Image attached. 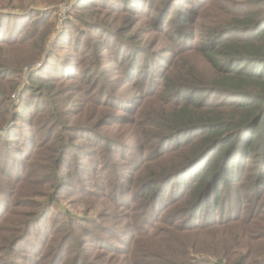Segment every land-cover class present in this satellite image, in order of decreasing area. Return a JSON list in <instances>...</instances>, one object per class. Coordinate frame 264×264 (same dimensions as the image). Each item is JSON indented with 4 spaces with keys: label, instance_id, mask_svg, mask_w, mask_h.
<instances>
[{
    "label": "trees",
    "instance_id": "trees-1",
    "mask_svg": "<svg viewBox=\"0 0 264 264\" xmlns=\"http://www.w3.org/2000/svg\"><path fill=\"white\" fill-rule=\"evenodd\" d=\"M168 3L78 0L22 87L56 11L0 0V264H264V0Z\"/></svg>",
    "mask_w": 264,
    "mask_h": 264
},
{
    "label": "rangeland",
    "instance_id": "rangeland-1",
    "mask_svg": "<svg viewBox=\"0 0 264 264\" xmlns=\"http://www.w3.org/2000/svg\"><path fill=\"white\" fill-rule=\"evenodd\" d=\"M24 1V7H11L10 9L6 10V11H10L12 13H16V14H22L23 12H26L27 10H39V11H50V10H54L56 11L53 14V20H54V25H55V30L54 32L52 31V33L49 35L46 44H43V47L41 49V51H39L38 53V59L35 60L34 63H28L23 67V70L20 74V77L18 78V80L20 81V84L22 83V87L28 82V76L31 72V70L33 69H38L41 67L46 55L50 52H56L58 55L63 56L68 54V50L72 51V54L75 53V56L78 55V53L73 52V49L71 47H68L67 45H62L61 43H57V39L56 37L59 36V34L64 30V25L65 22L67 20V18L71 17L70 15L73 12V7L76 5L78 0H60L57 3H46L43 0H23ZM172 0H169V3L167 6L170 5V2ZM212 5V3L207 4V8L210 7ZM150 14V12H149ZM127 16V15H125ZM129 16H136L134 20L139 19V14H134L131 13ZM75 20V19H74ZM200 20V19H199ZM76 22V20H75ZM77 28L79 29L81 27L80 24L75 23ZM119 24V23H117ZM116 24V25H117ZM167 28V32H170L172 30V27L166 25L165 26ZM77 29V30H78ZM88 30V29H85ZM148 30L146 28H143L140 36H143V38L149 39L154 37L153 34H147ZM134 31H131V33H125L124 36H129L130 34H133ZM144 42V41H143ZM57 44V45H56ZM154 48V47H152ZM83 54V53H80ZM25 57H27V55H25ZM108 68V67H107ZM111 73L114 77H116L117 75H121L122 71L118 68V67H112ZM64 84H69V82H65ZM127 85L123 84L122 88H125ZM19 87V86H18ZM122 92V91H121ZM18 94L16 93V91H13L12 93V100H16L18 99ZM14 105H15V101ZM85 99L82 98L81 102L77 105V99L74 97L71 100H69L68 104L71 107H75V108H79L81 105L85 104ZM14 107V106H13ZM11 107V108H13ZM14 110V109H13ZM13 116L14 113L12 111L11 116H8L6 121V124H4L3 128L0 129L2 131L8 130L9 128H16L18 130L19 133L21 134H25L26 132H28V124L22 123L20 120L16 121L17 124H15L13 122ZM28 116V115H27ZM133 118V117H132ZM88 134V133H86ZM75 138H77L76 140H74V142L72 144L77 145V146H86V147H90L92 146V142H88L86 141L83 137H79L76 136ZM133 144H137L136 140H131L130 141ZM67 150V149H66ZM74 150H76V153L78 152L77 148H74ZM66 158H68V155L65 156ZM83 158V157H80ZM87 161H82L80 163H84ZM65 170V167H64ZM71 180V184H69L68 187H73L74 185L77 184V179H70ZM84 180V179H82ZM1 182L5 183L7 182L6 179H0ZM61 197L64 196V194L60 195ZM77 196L75 195H67L63 198H61L60 200V204L59 207L56 209H50V215L53 216L55 212H59L62 210H67L69 212H71L72 215H74L76 218H80L82 216L85 215H89L94 217L96 214H98V212H102L104 209L109 208V206L107 205L106 202H102L97 206V209H91V205L90 204H82L78 201ZM41 200H45V199H41ZM48 212V211H47ZM260 216H264V213L261 214ZM257 221L259 222L260 225V231H264V222L259 219V215H255ZM41 226H43V220L40 219V224L38 225V228H40ZM257 231H259V229H257Z\"/></svg>",
    "mask_w": 264,
    "mask_h": 264
}]
</instances>
